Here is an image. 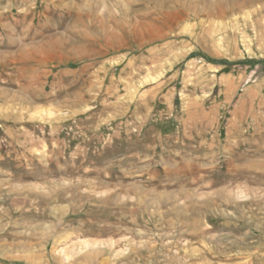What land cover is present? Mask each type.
<instances>
[{
	"label": "rangeland",
	"instance_id": "374dc122",
	"mask_svg": "<svg viewBox=\"0 0 264 264\" xmlns=\"http://www.w3.org/2000/svg\"><path fill=\"white\" fill-rule=\"evenodd\" d=\"M0 264H264V0H0Z\"/></svg>",
	"mask_w": 264,
	"mask_h": 264
},
{
	"label": "bare ground",
	"instance_id": "6f19581e",
	"mask_svg": "<svg viewBox=\"0 0 264 264\" xmlns=\"http://www.w3.org/2000/svg\"><path fill=\"white\" fill-rule=\"evenodd\" d=\"M168 2V1H167ZM205 8V7H204ZM162 9V8H161ZM160 9V10H161ZM193 9V8H192ZM220 9V8H219ZM198 11V10H197ZM197 13V12H196ZM217 13V12H216ZM171 18V17H170ZM51 39V38H50ZM149 40H150V37H149ZM56 43V42H55ZM33 51V50H32ZM42 52V51H41ZM36 53V52H35ZM44 57V56H43ZM8 62V61H7ZM5 63V62H4ZM8 64V63H7ZM76 191V190H75ZM218 193V192H217ZM69 195V194H68ZM123 196V195H122ZM194 198V197H193ZM197 200V199H196ZM203 200V199H202ZM186 201V200H185ZM208 202V201H207ZM121 203V202H120ZM129 204V203H128ZM182 204V203H181ZM184 204V203H183ZM121 205V204H120ZM156 208V207H155ZM178 213V212H177ZM182 214V213H181ZM186 214V213H185ZM153 215V214H152ZM45 225V224H44ZM48 230V229H47ZM49 233V232H48ZM98 243V242H96ZM130 244V243H129ZM100 248V247H99ZM95 252V251H94ZM99 252V251H98ZM35 254V253H34ZM92 254V253H91ZM38 257L40 258V256L38 255ZM41 259V258H40ZM38 263V262H37Z\"/></svg>",
	"mask_w": 264,
	"mask_h": 264
}]
</instances>
